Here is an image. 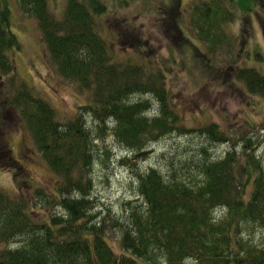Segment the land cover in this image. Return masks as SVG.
<instances>
[{
    "label": "trees",
    "instance_id": "obj_1",
    "mask_svg": "<svg viewBox=\"0 0 264 264\" xmlns=\"http://www.w3.org/2000/svg\"><path fill=\"white\" fill-rule=\"evenodd\" d=\"M15 1L0 0V74L9 78L12 86L6 105L15 110L16 117L25 118L35 150L59 177L55 193L36 191L41 200L38 204L57 205L61 212L31 217L24 198L13 199L0 190V242L17 240L14 248H0V264H264V245L254 244L245 233L252 229L264 232V156L255 150L257 137H242L239 151L233 141L232 149L221 158H212L205 144L199 154L178 168L171 162L167 171L155 166L138 170L137 198L123 204V216L112 218L108 213L104 218L100 212L93 213V147L105 132L97 133L83 117L61 124L42 98L34 97L25 86L18 88L21 94L12 89L16 80L12 53L20 51L19 39L10 27L15 3L24 16L37 21L60 76L91 93L92 101L80 106L81 111L102 131L108 128L125 149L140 152L170 132L187 130L177 126L179 117L170 109L157 76L144 83L147 74L143 66L112 62L108 45L94 23L95 16L106 11L103 3L66 0L64 15L57 18L48 0ZM257 2L195 4L192 14L197 34L211 40L214 27L221 28L220 23L227 19L233 21L229 6L251 13ZM166 15L173 21L168 29L175 23L179 26V16ZM126 27L124 24L122 29ZM178 34L180 42H185ZM198 67L209 74L216 66L204 52ZM237 78L250 94L264 92V77L256 70H241ZM147 90L161 103L160 114L151 118L145 114L146 103L132 99ZM198 132L211 140L209 145L232 140L217 125ZM4 156L0 152V159ZM120 160L124 164L128 158ZM34 206L32 213L36 214ZM109 222L118 229L116 238L107 235Z\"/></svg>",
    "mask_w": 264,
    "mask_h": 264
},
{
    "label": "rangeland",
    "instance_id": "obj_2",
    "mask_svg": "<svg viewBox=\"0 0 264 264\" xmlns=\"http://www.w3.org/2000/svg\"><path fill=\"white\" fill-rule=\"evenodd\" d=\"M205 1L224 2L99 0L106 6V11L100 16L96 15L94 23L108 45L112 62L143 66L147 74L142 80L144 83L152 75L154 80L157 76L165 87L170 109L179 117L177 126L187 130L173 131L158 141L148 143L143 151L151 150V153L141 158L134 156L139 151L125 149L111 131H107L108 128L102 131L87 112L81 111L83 108L80 106L92 101L91 93L82 92L79 84L60 76L48 55L37 21L24 16L16 3L15 7L12 6L10 27L20 43V51L12 53L16 72L12 89H17V93L21 94L18 88L25 86L34 97L42 98L53 108L55 118L61 124L83 117L97 133L105 132L102 138L94 141L93 147L92 202L96 205L93 213L100 212L104 218L108 213L112 218H120L125 214L123 204L137 198L138 170L144 171L155 166L167 171L171 162L178 168L181 163L199 154L205 144L212 158H221L232 149L233 141L240 146L239 151L242 137H257L259 145L255 150L264 156V92L250 94L246 85L237 78L239 72L247 68L256 70L264 77V0H258L257 8L251 13L229 6L233 21L227 19L220 23L221 28L214 27L210 42L197 34L192 14L195 4ZM64 3L66 0H48L47 4L53 15L61 18L65 12ZM224 4L227 5L226 2ZM166 13L176 18L179 16L178 27L175 23L173 28L170 26L168 29L173 21ZM124 24L127 26L125 30L122 29ZM178 32L181 38L195 43L193 48L198 55L196 48L207 54L216 66L217 75L199 71L198 64L193 62L197 61L193 58L196 54L191 47L180 42ZM178 43L183 45L180 47ZM9 81L5 76L0 78L3 117L0 123V152L10 157L0 159L3 163L0 168V190L13 199L24 198L27 201V213L31 217L34 215L40 219L45 215L60 213L57 205L46 203L43 207L38 204L41 200L37 198L36 191L42 189L47 194L55 193L59 177L35 150L31 133L23 122L25 118L21 120L16 117L15 110H10L6 105L7 94L12 87ZM132 99L140 101V104L146 103L147 117L160 114L161 103H157L154 93L147 90L134 95ZM211 125H217L232 140L209 145L211 140L198 129ZM2 131L10 133L5 136ZM144 140L147 141V138ZM123 158H128L124 164L120 160ZM33 205L37 206L36 214L32 213ZM105 230L108 237L116 238L119 233L111 222L106 224ZM245 233L250 234L254 244L264 245V232L252 229ZM15 240L0 242V248L4 245L14 248L17 244L13 243Z\"/></svg>",
    "mask_w": 264,
    "mask_h": 264
},
{
    "label": "flooded vegetation",
    "instance_id": "obj_3",
    "mask_svg": "<svg viewBox=\"0 0 264 264\" xmlns=\"http://www.w3.org/2000/svg\"><path fill=\"white\" fill-rule=\"evenodd\" d=\"M179 44V43H178ZM184 45H186V46H188V47H191L192 48V50L194 51V46H195V43H189L187 40H185V42L183 43ZM182 44V45H183ZM197 50H198V52H199V55L194 51V54H196V56L195 57H193V58H195L197 61H195V60H193V62H196L197 64H198V62L200 61V59L202 58V57H204V52L201 50V49H198V48H196ZM193 54V55H194ZM192 58V59H193ZM188 59V58H187ZM217 75V69H216V67H214L213 68V70L209 73V75ZM0 78H2V76L0 75ZM1 103H0V123L2 122L1 120L3 119V117L1 116ZM2 132H4L3 134L5 135V136H7L10 132H8V131H2ZM8 152H10V151H8ZM7 158H10L7 154H4ZM4 156V157H5ZM5 157V158H6ZM9 164V163H8ZM1 165H3V163L1 162V160H0V168H1Z\"/></svg>",
    "mask_w": 264,
    "mask_h": 264
},
{
    "label": "water",
    "instance_id": "obj_4",
    "mask_svg": "<svg viewBox=\"0 0 264 264\" xmlns=\"http://www.w3.org/2000/svg\"><path fill=\"white\" fill-rule=\"evenodd\" d=\"M150 153H151L150 150L142 151V152H140L139 154H137L136 157H137V158H141V157L146 156V155H148V154H150Z\"/></svg>",
    "mask_w": 264,
    "mask_h": 264
}]
</instances>
